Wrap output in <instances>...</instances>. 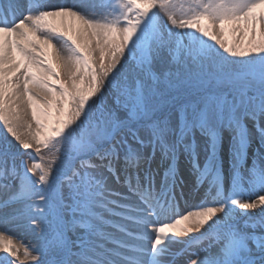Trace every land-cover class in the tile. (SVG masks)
Masks as SVG:
<instances>
[{"label":"snow or ice","instance_id":"snow-or-ice-1","mask_svg":"<svg viewBox=\"0 0 264 264\" xmlns=\"http://www.w3.org/2000/svg\"><path fill=\"white\" fill-rule=\"evenodd\" d=\"M0 254L264 264V0H0Z\"/></svg>","mask_w":264,"mask_h":264},{"label":"bare ground","instance_id":"bare-ground-1","mask_svg":"<svg viewBox=\"0 0 264 264\" xmlns=\"http://www.w3.org/2000/svg\"><path fill=\"white\" fill-rule=\"evenodd\" d=\"M12 231H13V239H14V237H19L20 236V237L23 238V240H25L27 242V244L30 242V240H31L30 236H27V235H25L23 233H20V232L16 231V230H12ZM0 255H2V254H0Z\"/></svg>","mask_w":264,"mask_h":264},{"label":"rangeland","instance_id":"rangeland-1","mask_svg":"<svg viewBox=\"0 0 264 264\" xmlns=\"http://www.w3.org/2000/svg\"><path fill=\"white\" fill-rule=\"evenodd\" d=\"M33 155H35L34 152H33ZM37 162H39V157H37ZM14 240L22 241L23 243L27 244V242L25 240H23V238L20 237V236L19 237H14Z\"/></svg>","mask_w":264,"mask_h":264}]
</instances>
